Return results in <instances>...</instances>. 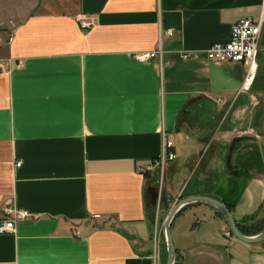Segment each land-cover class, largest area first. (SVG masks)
<instances>
[{
  "label": "crops",
  "instance_id": "crops-1",
  "mask_svg": "<svg viewBox=\"0 0 264 264\" xmlns=\"http://www.w3.org/2000/svg\"><path fill=\"white\" fill-rule=\"evenodd\" d=\"M54 4L37 1L0 43L9 59L0 73V220L6 200L37 214L0 233V264H163L155 207L168 213L187 196L221 200L236 224L263 223L264 0ZM80 14L94 18L90 29ZM247 15L263 24L244 92L247 63L216 64L204 51ZM166 28L173 33L160 40ZM159 44L157 58L133 59ZM188 51L196 55L180 58ZM164 139L175 158L140 172ZM170 229L173 264H264V240H239L207 203L182 207Z\"/></svg>",
  "mask_w": 264,
  "mask_h": 264
},
{
  "label": "built area",
  "instance_id": "built-area-1",
  "mask_svg": "<svg viewBox=\"0 0 264 264\" xmlns=\"http://www.w3.org/2000/svg\"><path fill=\"white\" fill-rule=\"evenodd\" d=\"M78 22L80 28L83 30L90 29L95 21L91 16H86L80 14L78 16ZM263 17L259 16L254 18L251 15L243 16L233 22L230 26V37L226 42H214L211 43L204 51L207 60L214 62L216 64H221L224 62H245L248 65L247 72L241 84V90L248 92L252 86L256 69V56L259 51V40L262 30ZM173 33L172 28H166L160 31V40L167 35ZM7 42L12 41V36H8ZM2 37L0 35V43L2 42ZM161 42V41H160ZM161 45L153 51L146 53H134L132 55L133 59L137 62H148L154 58H157L161 53ZM180 58L187 59L189 57L195 56V51L180 52ZM9 59H0V73L4 72ZM22 64V61H18V65ZM219 103H223L221 98H218ZM257 137L261 135L257 134ZM174 144L168 139L163 141V150L161 154L155 158L149 160L146 164L139 167L140 172L148 173L155 169L162 168L165 166L166 162L172 161L175 158ZM21 162H16V166H20ZM3 218L0 220V233L14 232L16 224L27 218H37V214H32L31 212L16 206L12 201L6 200L2 208ZM76 236L79 232L75 230L73 232Z\"/></svg>",
  "mask_w": 264,
  "mask_h": 264
},
{
  "label": "water",
  "instance_id": "water-1",
  "mask_svg": "<svg viewBox=\"0 0 264 264\" xmlns=\"http://www.w3.org/2000/svg\"><path fill=\"white\" fill-rule=\"evenodd\" d=\"M261 136L264 140V109H263V118H262V124H261ZM147 191L150 194V202L151 204H156V200L158 197V192L154 186H149ZM195 202H202L207 203L213 208H215L224 218L226 221L229 230L231 233L238 238L239 240L246 242V243H257L264 240V227L261 231H259L256 234L253 235H245L243 234L234 219L231 216L230 210L228 206L224 202H222L219 199H216L211 196L206 195H194V196H187L184 198L179 199L169 210L167 213L163 223H162V229H163V235L165 239V245H166V258H165V264H173L174 262V256H175V248L172 241L171 236V229L170 225L174 218V216L180 211L182 207H184L187 204L195 203Z\"/></svg>",
  "mask_w": 264,
  "mask_h": 264
},
{
  "label": "rangeland",
  "instance_id": "rangeland-1",
  "mask_svg": "<svg viewBox=\"0 0 264 264\" xmlns=\"http://www.w3.org/2000/svg\"><path fill=\"white\" fill-rule=\"evenodd\" d=\"M42 0H0V35L2 38L7 37V31L14 24L22 20L31 8ZM55 3V7L59 9L70 8V5H75L77 0H48ZM157 212L158 225L163 223L167 212L155 207ZM155 212V213H156ZM164 264V262H163Z\"/></svg>",
  "mask_w": 264,
  "mask_h": 264
},
{
  "label": "trees",
  "instance_id": "trees-1",
  "mask_svg": "<svg viewBox=\"0 0 264 264\" xmlns=\"http://www.w3.org/2000/svg\"><path fill=\"white\" fill-rule=\"evenodd\" d=\"M146 174V173H145ZM166 205V204H165ZM167 209L166 210H168V207H167V205L165 206ZM212 207V206H211ZM213 208V207H212ZM214 209V211L222 218V219H224L223 217H222V215L215 209V208H213ZM225 221V220H224ZM226 222V221H225ZM227 224V223H226ZM237 226H238V228H239V230L243 233V234H245V235H253V234H256V233H258L259 231H261L262 229H263V227H264V222L263 223H254L253 225L251 224V225H241V224H237ZM229 232L231 233V231L229 230ZM232 234V233H231ZM233 235V234H232ZM165 258H166V252H165V250H164V252H163V262H164V264H165Z\"/></svg>",
  "mask_w": 264,
  "mask_h": 264
},
{
  "label": "bare ground",
  "instance_id": "bare-ground-1",
  "mask_svg": "<svg viewBox=\"0 0 264 264\" xmlns=\"http://www.w3.org/2000/svg\"><path fill=\"white\" fill-rule=\"evenodd\" d=\"M150 195V194H149Z\"/></svg>",
  "mask_w": 264,
  "mask_h": 264
}]
</instances>
